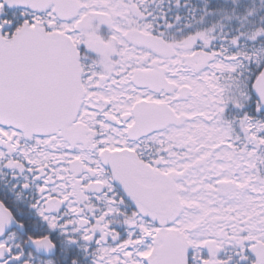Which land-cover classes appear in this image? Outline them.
Returning <instances> with one entry per match:
<instances>
[{
    "label": "snow or ice",
    "instance_id": "snow-or-ice-1",
    "mask_svg": "<svg viewBox=\"0 0 264 264\" xmlns=\"http://www.w3.org/2000/svg\"><path fill=\"white\" fill-rule=\"evenodd\" d=\"M0 264H264V0H0Z\"/></svg>",
    "mask_w": 264,
    "mask_h": 264
}]
</instances>
